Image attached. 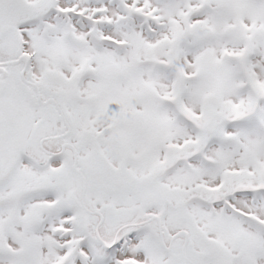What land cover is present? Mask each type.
Instances as JSON below:
<instances>
[{"label":"snow or ice","instance_id":"1","mask_svg":"<svg viewBox=\"0 0 264 264\" xmlns=\"http://www.w3.org/2000/svg\"><path fill=\"white\" fill-rule=\"evenodd\" d=\"M0 264H264V0H0Z\"/></svg>","mask_w":264,"mask_h":264}]
</instances>
